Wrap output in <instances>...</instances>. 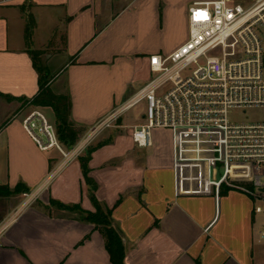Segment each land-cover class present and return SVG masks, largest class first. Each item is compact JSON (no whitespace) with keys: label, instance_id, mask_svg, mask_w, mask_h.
Masks as SVG:
<instances>
[{"label":"crops","instance_id":"1","mask_svg":"<svg viewBox=\"0 0 264 264\" xmlns=\"http://www.w3.org/2000/svg\"><path fill=\"white\" fill-rule=\"evenodd\" d=\"M192 1L25 0L0 7V94L13 98L0 95V103L4 117L15 111L6 121L0 117V186L7 188L0 192V264H110L102 235L83 218L95 208L79 156L99 134L85 147L83 138L148 79L150 55L167 54L187 39ZM160 11L167 32L178 21L186 27L169 46L139 40L135 27L141 14L148 29H164ZM29 50L40 52L37 66L41 58L52 71L49 89L69 97V119L81 128L70 148L57 136L59 148L40 150L22 128L33 110L49 111L55 124L51 107L28 101L39 92ZM139 112L133 124L140 122ZM118 122L122 132L91 153L88 175L96 200L112 208L124 264H264V212L254 211L251 197L224 184L217 191L203 164L175 167L168 130H153V145L144 153L132 142L133 124ZM17 186L36 195V203L23 201ZM51 199L84 213L58 208ZM15 209L14 220L2 228Z\"/></svg>","mask_w":264,"mask_h":264},{"label":"built area","instance_id":"2","mask_svg":"<svg viewBox=\"0 0 264 264\" xmlns=\"http://www.w3.org/2000/svg\"><path fill=\"white\" fill-rule=\"evenodd\" d=\"M18 1L25 0H0V7ZM187 11V39L149 56L148 79L92 125L82 145L139 106L140 122L130 126L137 147L153 145V130H168L175 167L203 164L217 191L224 184L264 202V0H194ZM21 125L40 150L59 148L54 126L40 111Z\"/></svg>","mask_w":264,"mask_h":264},{"label":"trees","instance_id":"3","mask_svg":"<svg viewBox=\"0 0 264 264\" xmlns=\"http://www.w3.org/2000/svg\"><path fill=\"white\" fill-rule=\"evenodd\" d=\"M29 28L27 26L25 31V40L27 42V46L29 45ZM30 55L33 61V65L36 67L37 72L39 73V92L32 97L31 100H28L30 104L36 105V106H49L52 108L54 114H55V124H56V133L58 136V139L61 143H63L66 147L70 148L72 147L77 138L79 133L81 132V128H78L74 125V123L69 119L70 116V100L68 95L66 94H55L53 93L48 85L46 78L42 74V70L39 68V66L36 65V58L40 54L39 51L36 50H29ZM2 97H4L7 100H12L13 98L8 95L0 94ZM27 102V100H24ZM110 142V139L103 140L101 142H98L95 145H89L86 147L84 151V155L79 156V161L81 164V170L83 173V176L85 178V181L90 186L89 191V197L90 200L95 208L94 212H85L84 220L90 223H93L95 228L100 232V234L103 237L104 240V246L105 249L108 252L110 264H124V256H125V250L124 245L122 242V239L118 232L115 230V228L112 225L111 222V213L112 208L109 207H103L99 204V202L96 200L94 196V191L96 189V184L93 181L91 177H89V167H88V161L90 159L91 153L98 147L107 144ZM3 189H7L6 186H0V192ZM15 192L22 191V193H28L30 192L29 189H23L21 186H17L14 189ZM12 192V191H11ZM50 203L53 205H56L58 208L61 209H67V210H79L80 212H83L78 205H71L67 206L64 204L59 203L55 200H50ZM84 213V212H83ZM20 253L25 256V254L20 251ZM33 264V263H29ZM200 264V263H197Z\"/></svg>","mask_w":264,"mask_h":264},{"label":"rangeland","instance_id":"4","mask_svg":"<svg viewBox=\"0 0 264 264\" xmlns=\"http://www.w3.org/2000/svg\"><path fill=\"white\" fill-rule=\"evenodd\" d=\"M246 1H250V0H246ZM146 17H147L146 15H141V14L137 15L136 16L137 20H136V24H135V27H136V30L138 33V38H139V40H143V42L154 43V45L156 43H158L159 45L169 46V45L173 44L175 41H177L184 32H186V27H182L180 21H178V20H177L178 21L177 24L175 23V28L173 27V29L170 32H167V28L165 25V24H167V20L165 18L164 19L161 18V11L159 12V20H160V24L162 26H164V29H163V27H161L162 29H160L159 31L155 28V25H154V27H150L148 29V27L146 25V19H147ZM156 19L158 21L157 16H156ZM158 27H159V25H158ZM59 40H60V44H61L62 38H60ZM31 47L34 49L35 47H38V44L37 43L33 44ZM37 64H38L39 68L42 70V74L44 75L45 78L46 77L49 78L53 75L52 71L50 69H48V67L46 66V63L44 62L43 59L39 58ZM53 86L55 87V86H57V84H54ZM135 87L137 88L138 84H135ZM19 101H22V100H19ZM3 106H5V105H2L0 103V117H2L5 114V110L3 109ZM140 109H141V107L138 106L135 109H131V110L125 112L121 117V118H123V122L125 124H133L135 122L133 120V118L136 117V114L138 111H140ZM40 112L45 116L46 120L49 123L53 124V126H56L54 124V122H52V116L49 113V111L40 110ZM14 113H15V111L12 112V114L10 113L6 117L3 116L4 120L6 121L7 119H10ZM118 123L122 124L121 121ZM121 130L122 129H120L118 126L106 128L105 130H103L99 134V137H97V139L92 144L95 145L98 142H101L103 140L111 138V137L117 135L118 133H121L122 132ZM36 132L38 133L37 130H36ZM150 149H151L150 147L143 148L142 151L144 153H148L150 151ZM29 195L31 197L30 202L36 203L38 197L36 195H33L32 192H30ZM21 198L23 199V201H25L27 199V197H25L24 195H22ZM255 204H259L262 207L264 206V202H259V201L257 202L256 201ZM71 215H75V214H71ZM25 257L27 258L26 255H25ZM10 264H11V261H10Z\"/></svg>","mask_w":264,"mask_h":264}]
</instances>
